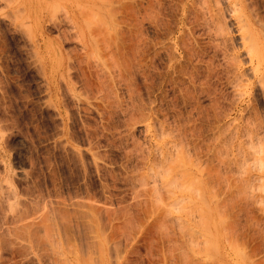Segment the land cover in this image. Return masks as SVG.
I'll return each mask as SVG.
<instances>
[{"label":"rangeland","instance_id":"374dc122","mask_svg":"<svg viewBox=\"0 0 264 264\" xmlns=\"http://www.w3.org/2000/svg\"><path fill=\"white\" fill-rule=\"evenodd\" d=\"M213 4L173 71L179 0H0V264H264V86Z\"/></svg>","mask_w":264,"mask_h":264},{"label":"bare ground","instance_id":"6f19581e","mask_svg":"<svg viewBox=\"0 0 264 264\" xmlns=\"http://www.w3.org/2000/svg\"><path fill=\"white\" fill-rule=\"evenodd\" d=\"M143 1H148V8H146L147 6L142 5V7L145 8V11L141 14V23L146 19L157 23V4H160V0ZM216 1L217 3L219 2V0ZM179 2L181 13L178 17V25L174 31L171 30L173 44L167 47L169 48L168 50H171L169 51L170 67L173 71H177L179 67L182 69V59L192 62L195 58L200 61L205 57V55L202 56L201 50L198 49L194 43L196 39L195 28L197 24L209 28L210 35L219 40L218 43H215L218 49H220V47L226 48L227 42L232 38L227 26L220 22L213 0H179ZM227 2L228 10L234 15L237 29L239 31V49L242 48L248 55L250 63L253 64V77L264 86V18L259 15L258 12L254 15V9L249 11L244 0H227ZM192 9L194 10V16L196 18L194 19V22L190 19ZM140 32L143 33L142 29ZM234 54H237V52H234ZM235 58L236 60L232 61L231 65V82L235 86L243 87L242 91L247 90L251 85L248 82L244 83L246 78L242 72L243 63L238 59V56L233 57V59ZM141 59L140 65L143 70L145 65L143 62V54ZM207 60H209L207 62V65H209V72L205 80H201V85H210L209 80L214 71L211 58ZM184 73L189 76L192 83H197V80L199 81L200 77L196 71H184ZM54 85L55 84L52 86L54 87ZM203 91L210 92V87L203 89ZM244 93L245 92H242L241 94ZM215 98L218 99L217 96ZM187 173L188 172L185 171V174ZM166 175V181L172 183V181H174V176H171L172 174L169 171Z\"/></svg>","mask_w":264,"mask_h":264}]
</instances>
